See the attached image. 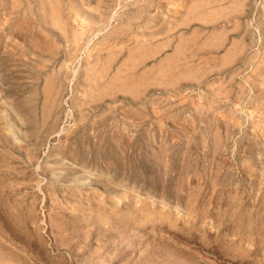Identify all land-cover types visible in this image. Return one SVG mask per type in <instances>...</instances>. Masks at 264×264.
Listing matches in <instances>:
<instances>
[{
    "label": "rangeland",
    "instance_id": "obj_1",
    "mask_svg": "<svg viewBox=\"0 0 264 264\" xmlns=\"http://www.w3.org/2000/svg\"><path fill=\"white\" fill-rule=\"evenodd\" d=\"M0 264H264V0H0Z\"/></svg>",
    "mask_w": 264,
    "mask_h": 264
}]
</instances>
